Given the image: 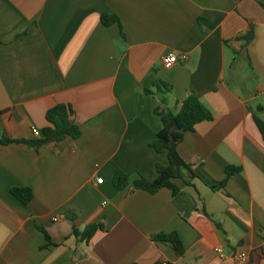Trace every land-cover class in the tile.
I'll return each mask as SVG.
<instances>
[{
    "label": "crops",
    "instance_id": "1",
    "mask_svg": "<svg viewBox=\"0 0 264 264\" xmlns=\"http://www.w3.org/2000/svg\"><path fill=\"white\" fill-rule=\"evenodd\" d=\"M104 14L119 23L106 26ZM0 39V140L36 139L58 104L74 107L82 131L39 151L0 145V264H236L241 251L264 264V140L253 117L264 121V0H0ZM172 53L188 60L166 68ZM243 67L253 83L240 84ZM190 94L214 116L179 147L196 177L184 171L177 196L135 190L169 166L150 147L163 129L156 109L178 110ZM227 167L241 171L224 191ZM117 169L130 176L124 191ZM13 188L32 189V203ZM100 223L108 231L90 243L74 236ZM173 232L184 256L151 240Z\"/></svg>",
    "mask_w": 264,
    "mask_h": 264
},
{
    "label": "trees",
    "instance_id": "2",
    "mask_svg": "<svg viewBox=\"0 0 264 264\" xmlns=\"http://www.w3.org/2000/svg\"><path fill=\"white\" fill-rule=\"evenodd\" d=\"M102 21L106 26L119 23L117 16L104 14ZM20 35L18 38H23ZM254 38L251 32L247 35L246 41L250 43ZM0 43L2 40L0 39ZM155 86L162 93H171L172 86L157 81ZM148 94L152 92L147 90ZM156 115L162 119L163 129L158 134L156 140L150 145L157 153L166 154L169 160V166H157L158 177L154 181L147 180L144 177L138 178L134 182L135 190L148 192L152 195L159 193L163 189H168L174 196H177L181 189L177 185V180H184V171H189L192 177H196V164L186 162L180 152L179 147L184 142L185 136L189 132H194L196 127L206 121H213L212 112L201 102L194 94H190L188 98L178 104V110H171L167 107H158ZM254 121L264 140V121L253 114ZM48 126L43 129L42 137L33 140H14L11 138H2L0 145L23 144L30 149L39 151L41 148L51 144H59L69 138L79 139L82 136L81 125L77 120L74 107L71 104H58L50 109L46 116ZM241 168L227 167L226 178L218 183V187L225 191L228 181L232 176L239 173ZM189 183V182H187ZM113 185L116 190L124 191L130 185V176L124 171L117 169L113 177ZM12 194L24 205L28 206L34 200V193L30 188H13ZM75 221V217H71ZM220 228V226L218 225ZM43 232V229L40 228ZM108 229L103 224H90L84 230L74 227V236L79 242L90 243L98 232H107ZM48 245L53 246L51 237L45 232ZM155 243L170 245L178 256H184L186 249L182 239L176 232L160 233L151 237ZM164 264V263H157Z\"/></svg>",
    "mask_w": 264,
    "mask_h": 264
},
{
    "label": "built area",
    "instance_id": "3",
    "mask_svg": "<svg viewBox=\"0 0 264 264\" xmlns=\"http://www.w3.org/2000/svg\"><path fill=\"white\" fill-rule=\"evenodd\" d=\"M188 60V56L186 55H182L179 56L175 53L169 54L165 57H163L162 59V63L166 68H170L178 63H184ZM33 135L36 138H41L42 137V133L37 130V129H33ZM98 184H103L104 180L102 178L97 180ZM106 204V203H105ZM217 254L220 255L222 258L225 257V253H224V249L223 248H218L216 250ZM235 260H236V264H250V257L248 256V254H246L245 252L241 251L239 253H237V255L235 256Z\"/></svg>",
    "mask_w": 264,
    "mask_h": 264
},
{
    "label": "rangeland",
    "instance_id": "4",
    "mask_svg": "<svg viewBox=\"0 0 264 264\" xmlns=\"http://www.w3.org/2000/svg\"><path fill=\"white\" fill-rule=\"evenodd\" d=\"M240 64H241V63H240ZM240 66H242V64H241ZM235 69H236V68H235ZM235 69L232 70V73H233V74H237V70H238V69H236V70H235ZM239 70H240V71H239L240 73H238V74H241V76L243 77V78L240 80V84L244 83V84H247V85H248L249 82H252V83H253L252 80H251V81L249 80V78L247 77V75H244V74H243L244 67H243L242 69H239ZM236 86H237V85H236ZM263 118H264V117H263Z\"/></svg>",
    "mask_w": 264,
    "mask_h": 264
}]
</instances>
